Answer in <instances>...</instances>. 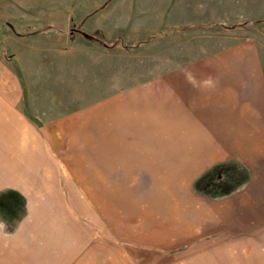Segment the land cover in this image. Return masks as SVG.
Masks as SVG:
<instances>
[{"label":"rangeland","instance_id":"374dc122","mask_svg":"<svg viewBox=\"0 0 264 264\" xmlns=\"http://www.w3.org/2000/svg\"><path fill=\"white\" fill-rule=\"evenodd\" d=\"M177 75L237 90L234 100L254 98L264 111V0H0V85L10 95L1 99L11 97L24 125L82 116L81 133L49 135L48 149L24 151L17 135L12 163L32 181L0 192V210L12 227L27 223L17 237H31L34 254L47 249L63 264H264V117L237 136L243 158L193 176L186 198L141 168L123 172V153L147 140L107 133L105 104L137 86L156 94V79Z\"/></svg>","mask_w":264,"mask_h":264},{"label":"crops","instance_id":"0c3cea01","mask_svg":"<svg viewBox=\"0 0 264 264\" xmlns=\"http://www.w3.org/2000/svg\"><path fill=\"white\" fill-rule=\"evenodd\" d=\"M214 83L215 81L204 79L182 78L181 75H177L176 78L171 76L156 79V94L152 91L146 93L141 86H137L129 95H121L107 102L105 104L107 133L123 134L125 133L123 129H127V134H144V140H147L143 147H138L137 150L133 147L128 148L127 152L123 153L122 156L128 160L126 168L121 166L123 172L131 176L134 169L138 172L137 169L141 168L145 172L144 177L149 178L150 182H156L159 190L168 189L181 199L191 196L188 184L214 162L232 157L243 158L239 152L241 142L238 138L241 140L240 136L256 132L258 124L253 120L264 117V111L257 107L254 98L245 103L238 98L234 100L235 93L239 96L237 90ZM0 90V95L3 92L6 97L10 96L8 90L3 89L1 85ZM238 90L241 91L240 88ZM251 91L253 94H262L256 89L255 84ZM6 105L10 110L2 111L1 107L5 108ZM0 116L7 118L9 125L7 129L0 128V192L5 190L18 192L26 188L23 185L32 181L31 176H26L27 173L20 177L16 173L15 163H12L16 156L15 151L21 149V145H17L16 142L17 135H26L24 140L23 137H19L18 140H21L20 144L25 147L24 151L32 152L34 146L36 149H43L46 145L48 149L49 135L79 134L82 128L80 113L77 116H70V123L67 125L66 121L58 117L42 123L30 119L27 121L29 125H26L27 123L24 125L22 114L15 106L12 107L11 97L7 100L5 98L4 101L0 96ZM84 118L85 126L91 125V116ZM92 118L96 119V115ZM113 127L116 130H113ZM69 128L73 130H66ZM38 145L40 147H37ZM247 149L252 153L256 152L258 149L256 142L252 141V144L249 142ZM110 153L109 158L112 159V151ZM257 156L256 154L252 156L253 167L257 166ZM135 159L137 161L130 163V160ZM21 162L28 165L25 154ZM109 166L111 174L112 163ZM183 183H186L185 187L179 185ZM160 184L171 186L165 188ZM3 215L0 210V264L64 263V258L60 261H50L47 249H44L45 253L40 251L43 252L42 256L38 254V250H35L34 254L33 239L31 237L26 239V235L25 239L17 237L26 233L27 223L22 222L12 227L13 225H10L9 220ZM156 225L161 228L159 221ZM71 262L70 260L68 263Z\"/></svg>","mask_w":264,"mask_h":264},{"label":"trees","instance_id":"16d2710c","mask_svg":"<svg viewBox=\"0 0 264 264\" xmlns=\"http://www.w3.org/2000/svg\"><path fill=\"white\" fill-rule=\"evenodd\" d=\"M76 32H79V31H76ZM79 33H81L85 38H87L89 40H93V41L95 40V38H93V36L87 35V34H85L83 32H79Z\"/></svg>","mask_w":264,"mask_h":264}]
</instances>
